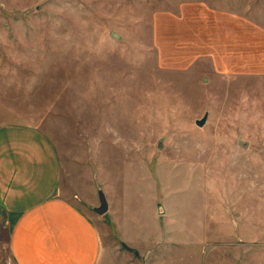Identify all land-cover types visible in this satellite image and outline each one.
<instances>
[{
	"label": "rangeland",
	"instance_id": "374dc122",
	"mask_svg": "<svg viewBox=\"0 0 264 264\" xmlns=\"http://www.w3.org/2000/svg\"><path fill=\"white\" fill-rule=\"evenodd\" d=\"M4 125L119 263L264 264V0H0Z\"/></svg>",
	"mask_w": 264,
	"mask_h": 264
},
{
	"label": "crops",
	"instance_id": "0c3cea01",
	"mask_svg": "<svg viewBox=\"0 0 264 264\" xmlns=\"http://www.w3.org/2000/svg\"><path fill=\"white\" fill-rule=\"evenodd\" d=\"M61 168L52 142L40 130L0 126V210L10 225L13 263L132 264L102 250L96 224L64 197Z\"/></svg>",
	"mask_w": 264,
	"mask_h": 264
},
{
	"label": "water",
	"instance_id": "95a60500",
	"mask_svg": "<svg viewBox=\"0 0 264 264\" xmlns=\"http://www.w3.org/2000/svg\"><path fill=\"white\" fill-rule=\"evenodd\" d=\"M205 120H206V113L203 115L201 119L195 121V125L201 127L204 124ZM98 201H99V205L96 208H94L93 211L95 214L101 216L104 215L108 210V205L101 191H98Z\"/></svg>",
	"mask_w": 264,
	"mask_h": 264
}]
</instances>
